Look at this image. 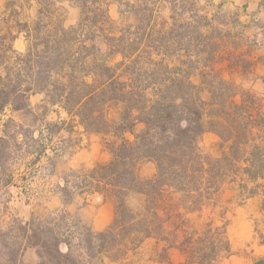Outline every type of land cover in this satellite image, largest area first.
Segmentation results:
<instances>
[{"label": "trees", "instance_id": "1", "mask_svg": "<svg viewBox=\"0 0 264 264\" xmlns=\"http://www.w3.org/2000/svg\"><path fill=\"white\" fill-rule=\"evenodd\" d=\"M28 1L11 12L15 24L9 18L0 23V112L7 107L22 110L31 94L40 93L44 109L60 108L84 133L111 135L112 141L105 143L111 158L67 171L55 186L61 206L47 214L8 216L4 205L0 264L117 261L147 238H167V217L158 207L168 193L177 194L176 206L187 211L200 210L236 177L243 197L264 195V108L258 105L254 113L249 93L236 99V88L214 69L217 51L196 40L200 33L193 38L184 32L174 14L168 27L156 23L146 0H137L145 4L139 24L132 31L127 25L118 34L104 0H69L79 8L71 26L57 16L56 0H35L32 18L24 15ZM17 34L25 40L22 51L12 45ZM137 123L143 128L136 132ZM20 129L8 118L1 130L4 184L13 180ZM206 131L215 132L220 147H226L220 156L199 149L198 140ZM125 132H132L133 140L125 139ZM143 160L155 163L150 178L138 174ZM240 161L245 165L239 166ZM92 193L114 200L113 219L100 231L67 209L75 197ZM133 196H140L141 202L133 204ZM209 247L202 258L212 261L217 248L213 241ZM27 249L34 251V261L25 260Z\"/></svg>", "mask_w": 264, "mask_h": 264}, {"label": "rangeland", "instance_id": "2", "mask_svg": "<svg viewBox=\"0 0 264 264\" xmlns=\"http://www.w3.org/2000/svg\"><path fill=\"white\" fill-rule=\"evenodd\" d=\"M111 1L113 0H104L105 4H109ZM146 1L148 2L146 6L152 9L153 19L156 23L163 22L168 27L172 19L166 20L167 13L174 14L176 23L183 26L181 27L182 30L191 33L189 35L193 38L196 37L197 33H200L196 40L208 42L209 48L217 51L215 56L222 55V45L225 41H231L232 34L229 33V25L236 24L235 16L227 12H212L207 0ZM21 2L23 0H20ZM25 4L27 8L24 15L32 18L37 2L29 0ZM119 4L121 13L114 19L113 23L116 34L127 25H131L132 31L134 25L139 24V17L144 13L142 8L145 7V4L136 0H119ZM55 7L57 8V16L62 18L65 26H71L77 22L79 8L73 2L56 0ZM16 19L15 16L12 24H15ZM194 30L196 32H190ZM13 48L22 51L24 49L23 43L19 41ZM194 79L197 81L198 76ZM250 95L255 101L251 108L256 113L255 109L258 108V105H264V95L254 93ZM42 97L43 95L40 93L31 94L28 100L29 105L26 108L13 111L7 107L0 112V134L4 122L8 118H12L21 125L20 132L23 134L19 135V148L12 160L13 166L11 167L14 169L12 182L4 184L3 178H0V209L6 205L8 216L10 213L29 218L31 213L44 215L59 208L61 198L57 194L55 186L62 183L64 174L70 169L92 167V165H88L73 168L67 165L69 156L73 152L80 148H90L91 140L84 135L85 133L75 121L73 123L68 122L70 117L60 108L48 106L44 109ZM260 111L264 116L262 109ZM111 113H115L114 108ZM63 120H65L64 123H62ZM12 128L17 129V127ZM142 128L143 124L140 123L135 126L134 131H140ZM101 138L105 143L111 142L113 139L111 135H101ZM219 142V136L215 132L206 131L198 140V147L203 154L218 157L226 149V147L221 148ZM53 147L57 150H52ZM42 149H45V152L39 153ZM36 157L38 158L35 161ZM96 163L105 162L91 161L90 164ZM238 165L244 166L245 164L240 161ZM238 181L239 177H236L234 181L226 182L208 204L196 211H187L181 205L176 206L178 195L166 194L164 199L159 202L158 207L159 212L168 218H166L164 234L167 241H160L158 246L161 250H159L160 254H157L158 249L154 247L156 245L155 240L150 239L137 249L129 250L126 256L112 264H155L153 263L155 257H163L164 264H217L219 257L228 254L229 250L226 244L229 243V235H233L240 229L239 221L235 223L233 227L235 230H231V232L227 230V224L231 222L230 214L235 213L234 205L241 203L246 197L238 192L231 196L229 192H223L225 188L230 190L237 188ZM262 196L264 198V195ZM109 198L113 199L112 197ZM89 200H91L90 195H81L75 197L72 203L80 206ZM130 200L137 205L141 202V197L133 196ZM262 207L264 208V206ZM257 234L259 237L263 234L260 232V228L257 230ZM210 241H213L215 248H217V250L215 249L216 256L212 261L202 258L204 253L210 251ZM164 248L171 249L164 251ZM241 249L247 251L249 245L245 244ZM88 264L98 263L92 261Z\"/></svg>", "mask_w": 264, "mask_h": 264}, {"label": "crops", "instance_id": "3", "mask_svg": "<svg viewBox=\"0 0 264 264\" xmlns=\"http://www.w3.org/2000/svg\"><path fill=\"white\" fill-rule=\"evenodd\" d=\"M261 2L263 0H207L212 12L231 13L236 19L235 25H229V33L232 34L231 41L223 43V53L215 57L213 66L223 79L232 83L236 88L237 100L241 99L242 93L264 95V6L261 5ZM19 3L20 0H0V23L4 19L9 18V23L12 24L15 16L11 12L18 9ZM119 6V0H113L107 4L108 13L112 19H115L121 13ZM169 19L171 20L170 12L167 13L166 20ZM19 41L23 43L24 48L25 40L22 34H17L12 45L15 46ZM262 108H264V105H262ZM138 124L140 123L135 126ZM84 135L91 140L90 148H80L73 152L69 156L67 165L74 168L78 166H93V164H90L91 161H109L111 151L101 138L103 134L85 133ZM123 137L131 141L134 135L132 132H125ZM59 170L62 171V169ZM155 172L156 166L151 160H145L138 166V174L142 178H150ZM223 192H229L230 196L235 192L239 193L236 187L231 190L225 188ZM86 195L91 196L89 202L80 206L71 203L67 209L91 230L100 231L106 228L113 219V199L103 197L98 193ZM262 201L263 196L258 194L246 197L241 203L234 205L235 213L230 214L231 222L227 224V230L229 232L235 230L233 227L237 221H239L240 229L233 235H229V243H227L228 254L219 257L217 264H258V260H264V208L261 204ZM19 216L23 219L28 218L20 214ZM259 228L260 232H263L260 235L261 237L257 234ZM150 239L155 240L156 245L154 247H157L158 251L156 252L160 254L159 243L166 239L150 237L145 239L141 245ZM245 244L249 245L247 251L241 249ZM163 246L165 247V245ZM169 249L164 248L163 250L169 251ZM24 258L27 261H34L36 259L34 251L27 249L24 253ZM153 259H155L153 260L155 264H164L165 261L162 260L163 257H155ZM113 262L116 263V261L104 258L103 264H112Z\"/></svg>", "mask_w": 264, "mask_h": 264}]
</instances>
